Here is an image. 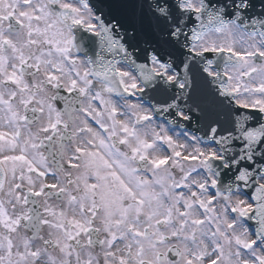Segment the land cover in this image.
Here are the masks:
<instances>
[{
	"label": "snow or ice",
	"instance_id": "snow-or-ice-1",
	"mask_svg": "<svg viewBox=\"0 0 264 264\" xmlns=\"http://www.w3.org/2000/svg\"><path fill=\"white\" fill-rule=\"evenodd\" d=\"M0 264H264V0H0Z\"/></svg>",
	"mask_w": 264,
	"mask_h": 264
}]
</instances>
